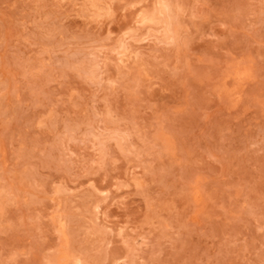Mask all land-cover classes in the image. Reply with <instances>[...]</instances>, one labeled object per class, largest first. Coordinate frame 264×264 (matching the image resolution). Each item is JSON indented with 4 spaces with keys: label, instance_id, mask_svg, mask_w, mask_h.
Listing matches in <instances>:
<instances>
[{
    "label": "rangeland",
    "instance_id": "rangeland-1",
    "mask_svg": "<svg viewBox=\"0 0 264 264\" xmlns=\"http://www.w3.org/2000/svg\"><path fill=\"white\" fill-rule=\"evenodd\" d=\"M0 264H264V0H0Z\"/></svg>",
    "mask_w": 264,
    "mask_h": 264
}]
</instances>
